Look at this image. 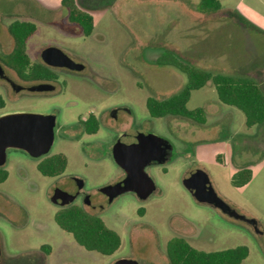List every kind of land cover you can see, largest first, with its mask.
Listing matches in <instances>:
<instances>
[{"label":"rangeland","instance_id":"374dc122","mask_svg":"<svg viewBox=\"0 0 264 264\" xmlns=\"http://www.w3.org/2000/svg\"><path fill=\"white\" fill-rule=\"evenodd\" d=\"M61 1L0 0V51L13 48L9 22L26 20L36 24L27 40L32 62L40 61L41 50L53 44L85 66L83 74L65 76L67 90L54 97L17 91L0 78L5 100L0 115L56 110L60 125L90 107L120 102L134 112L140 129L167 137L175 151L164 165L146 168L157 185L147 200L128 191L108 201L99 189L122 174L110 154L115 131L87 148L57 133L50 153H66L68 165L54 177L42 175L24 150L9 148L3 166L8 177L0 183V264H113L121 257L170 264L166 245L173 236L203 250L246 245L249 255L242 264H264V123L247 126L244 112L223 103L211 81L193 90L187 103L189 109L205 108V123L153 117L147 107L149 95L167 97L187 82L170 63L175 59L249 76L264 90V0H220V9L206 12L199 11V0H75L94 17L90 35L68 20V7ZM7 72L21 82L12 69ZM244 167L252 169L251 180L233 185V174ZM198 168L232 208L257 221L259 231L193 196L184 178ZM73 175L83 178L85 189L99 200L95 208L82 207L121 235L120 247L110 255L86 249L55 220L61 207L51 200L53 187L64 186L61 181L68 183Z\"/></svg>","mask_w":264,"mask_h":264},{"label":"trees","instance_id":"16d2710c","mask_svg":"<svg viewBox=\"0 0 264 264\" xmlns=\"http://www.w3.org/2000/svg\"><path fill=\"white\" fill-rule=\"evenodd\" d=\"M62 5L68 7V20L79 25L85 35L94 30V17L86 9L80 7L75 0H62ZM222 7L220 0H199L198 9L201 12L218 10ZM36 24L26 20H15L9 26L13 37V48L2 54L3 61L16 70L20 76H39L43 67L33 63L27 52V40L35 32ZM160 61V60H159ZM187 76V82L175 93L164 97H149L147 107L153 117H163L169 114L187 117L204 123L207 119L204 107L189 109L187 103L195 89L203 87L211 81L218 93L219 99L243 111L246 125L264 123V90L261 85L249 76L213 72L191 63L185 64L180 59L170 62ZM5 100L0 94V107ZM68 160L64 153L52 155L46 165H40L43 174L54 176L65 170ZM253 175L249 167L236 171L232 176V184L243 186ZM8 177V171L0 166V183ZM59 226L72 233L77 242L88 250H96L110 255L121 245V235L115 229L106 225L98 214L90 213L78 204L61 207L55 213ZM166 253L170 264H242L249 255L246 245L219 249L203 250L193 246L182 236H173L166 245Z\"/></svg>","mask_w":264,"mask_h":264},{"label":"water","instance_id":"95a60500","mask_svg":"<svg viewBox=\"0 0 264 264\" xmlns=\"http://www.w3.org/2000/svg\"><path fill=\"white\" fill-rule=\"evenodd\" d=\"M42 58L50 66H66L79 70L84 68L83 63L76 62L60 47L54 45L43 49ZM0 75L7 77L1 63ZM46 87L44 84H37L32 89L41 90ZM54 126V116L50 114L18 111L0 115V166L6 163L9 148L25 150L34 157L47 154L54 143ZM157 138L154 133H140L136 142L115 145L114 158L126 171L127 176L123 181L101 187L102 191L110 195V201L128 191L135 192L141 199H146L154 191L156 184L146 167L152 160L159 162L165 160L162 157L165 153L159 154L160 157L156 154ZM184 184L198 201L210 203L233 218L256 225L255 229L259 230L255 219L239 213L218 195L205 170L198 168L190 171L184 178ZM74 199V194L58 187L51 195V200L61 205L68 204ZM113 264H140V262L134 258L121 257Z\"/></svg>","mask_w":264,"mask_h":264},{"label":"flooded vegetation","instance_id":"af4514ba","mask_svg":"<svg viewBox=\"0 0 264 264\" xmlns=\"http://www.w3.org/2000/svg\"><path fill=\"white\" fill-rule=\"evenodd\" d=\"M8 15L11 17L10 13ZM67 17H68V15H67ZM15 20H18V19H13L11 22H9V24L7 26V32L10 35H11V33L9 31V26ZM1 23H2V18L0 17V31H1ZM71 23H73V22H71ZM73 24H75V23H73ZM2 41H5V40H2ZM52 45L53 44L47 45V46H52ZM47 46H45L44 48H46ZM54 46H58V45H54ZM179 48H180L181 53L183 55L189 57L187 50L182 48V46H179ZM43 49L40 52L41 60L40 61H33V63H39L43 67V72L37 77L31 76V75H25L23 77L20 76L16 72L15 69L8 66L3 61V59H2L3 55L2 54L8 53V52L0 51V53H1L0 54V63L3 66L5 73L7 75V77H3L0 75V78L3 79L9 86L13 87L17 91L25 89V90H28L31 92L40 93V94L47 96V97L60 96V95L64 94L65 91L67 90V85H68L67 77H65V76H71L73 74H83L84 70H85V66L83 69H80V70L79 69H71V68L66 67V66H50L42 58ZM63 51L66 54H68L76 62H81L80 60L75 59L72 56L71 52H67L65 50H63ZM7 68L12 69L17 74V76L21 79V82L14 80V78H12L8 74ZM177 70H178L179 74L186 75L185 72H183L179 68H177ZM37 84H44L47 87L44 89H41V90L32 89V87L37 85ZM103 97H105V96H103ZM149 97H155V96L149 95L148 98ZM45 114H50V115L54 116V120H55L54 134H55V137L57 136V133H58V136L60 138L66 140L70 143H81L86 148L88 146H91V144H93L96 140L104 139L106 136H108L109 133L115 131L116 135L114 136V139H113L114 141L110 145V154L114 160H115L114 148H115V145L117 143L126 145V144H129L132 142H136L138 140V135L140 133H144V134L153 133L151 131H143L142 129H140L138 126V121L136 120V116L134 115V112L130 108H128L126 105H123L120 102L115 103L113 105L103 104L100 108H96L95 106L90 107L88 110H86L84 112H79L75 116L74 120L71 121L70 123H67V124H60V125L58 124L59 123V117H60L59 111L55 110V111H52L51 113H45ZM169 115H172V114H169ZM166 116H168V115H166ZM172 116H177V115H172ZM163 117H165V116H163ZM179 117L184 118V119L187 118V117H183V116H179ZM187 119H190V118H187ZM194 121H196V120H194ZM199 123H201V122H199ZM101 130L105 131L103 136L99 135V132ZM154 134H156V133H154ZM156 135L158 136L157 142H156V154H158V157H160L159 154L165 153L164 156H162L165 158V160L162 162H159L158 160H152L147 165V167L150 165H153V164L164 165L165 163H167L169 160L172 159L173 153L175 151V146L173 145V143L171 142L170 139H168L167 137H164L160 134H156ZM55 137H54V140H55ZM25 152H27V151H25ZM82 152L84 154L89 155L88 152L86 153L85 148L82 150ZM59 153H64V152H59ZM54 154H57V153H54ZM54 154H51L49 151L47 154H44V155L39 156V157H34L30 154L29 155L36 161V168L38 169V171L42 175H45L40 170V165H46L48 162V159ZM64 154L66 155V153H64ZM94 156H95V154H94ZM67 160H68V157H67ZM115 162H116V160H115ZM67 165H68V163H67ZM2 166H4V165H2ZM66 168H67V166H66ZM66 168H65V170H66ZM65 170H63L62 172H60L59 174H56L54 176H59V175L63 174L65 172ZM165 170H166V168H165ZM45 176H48V175H45ZM54 176H52V177H54ZM126 176H127V173L122 168V174L120 175V177L116 181L111 182V184L123 181L126 178ZM60 180H62V179H59L56 182H59ZM61 182H63L64 186L57 185V184L54 185L53 192H54V189L56 187H60L63 190L68 191L71 194H74L75 199L68 204L61 205V204L57 203V205H60V207H64V206L69 205V204H78L81 206H87V207H91V208L96 207V202H99V200L97 197L93 196L92 193L88 192L85 189L86 183H85V180L83 178L73 175L72 180H70L68 183H66V182L64 183L63 180ZM156 189H157V185H156V188L154 189V191ZM99 192H100L101 198L104 197L108 201H110V195L109 194L102 191L101 188L99 189ZM152 193L146 199H141V198H139V196L136 193L135 194L138 196L139 199L147 200L152 195ZM78 200H80V204L77 203ZM60 201H61V199H59V202ZM251 225L254 228H256V225H254V224H251Z\"/></svg>","mask_w":264,"mask_h":264},{"label":"crops","instance_id":"0c3cea01","mask_svg":"<svg viewBox=\"0 0 264 264\" xmlns=\"http://www.w3.org/2000/svg\"><path fill=\"white\" fill-rule=\"evenodd\" d=\"M195 58H197V57L195 56Z\"/></svg>","mask_w":264,"mask_h":264}]
</instances>
